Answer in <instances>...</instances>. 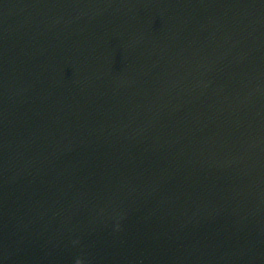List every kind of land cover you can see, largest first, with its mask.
Here are the masks:
<instances>
[{"label": "water", "instance_id": "1", "mask_svg": "<svg viewBox=\"0 0 264 264\" xmlns=\"http://www.w3.org/2000/svg\"><path fill=\"white\" fill-rule=\"evenodd\" d=\"M264 264V0H0V264Z\"/></svg>", "mask_w": 264, "mask_h": 264}, {"label": "clouds", "instance_id": "2", "mask_svg": "<svg viewBox=\"0 0 264 264\" xmlns=\"http://www.w3.org/2000/svg\"><path fill=\"white\" fill-rule=\"evenodd\" d=\"M76 264H80V261H77Z\"/></svg>", "mask_w": 264, "mask_h": 264}]
</instances>
